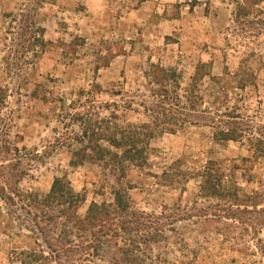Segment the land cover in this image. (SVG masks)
<instances>
[{"label":"rangeland","instance_id":"1","mask_svg":"<svg viewBox=\"0 0 264 264\" xmlns=\"http://www.w3.org/2000/svg\"><path fill=\"white\" fill-rule=\"evenodd\" d=\"M244 1L0 0V165L13 166L0 169L1 183L42 198L56 177H66L84 198L81 216L92 202H112L114 187L122 183L134 208L160 214L179 205L216 204L200 192L201 174L212 161L226 174L236 165L233 178L245 194L263 193L264 0H248L247 15L238 7ZM21 14L29 15L33 33L43 29L47 42L25 57L16 47L25 25L19 28ZM15 49L18 54L11 53ZM151 63L178 70L180 94L187 96L196 67L209 64L211 75L194 94L196 109L213 115L214 127L197 119L198 125L155 136L147 166L130 168L123 180L102 162L71 166L80 144L62 142L81 135L90 118L120 127L146 120L123 106L147 90L144 72ZM241 68L250 80L244 88ZM221 131L236 141H220ZM17 162L24 172L19 183L15 171L10 175ZM16 199H0V264H21V253L38 247L26 230L37 210L30 202L22 208ZM202 224L179 222L168 241L157 245L170 264H264V231L257 235L231 225L228 243L214 231L224 230L225 222ZM112 252L106 246L96 264H108Z\"/></svg>","mask_w":264,"mask_h":264},{"label":"trees","instance_id":"2","mask_svg":"<svg viewBox=\"0 0 264 264\" xmlns=\"http://www.w3.org/2000/svg\"><path fill=\"white\" fill-rule=\"evenodd\" d=\"M247 1L238 5L243 15H247L251 7ZM19 22V28L25 24L22 32L17 33L21 39V44L16 45L21 49L20 56L25 57L27 52L37 46L45 49L47 42L43 29H40L41 34L33 33V25L27 14H21ZM28 34L31 35L27 37ZM63 47L69 48L70 44H63ZM11 53L18 54V50H12ZM239 72V87L244 88L250 81L247 78L249 74L243 68ZM210 75L209 64L200 63L190 85L193 97L190 94L187 96V93L180 94L178 70L151 63L144 72L147 90L133 94L123 106L126 110L134 109L135 113L142 114L146 120L120 127L110 120H105V125H99L90 118L81 135L75 134L62 142L68 146L80 144V148L73 152L70 165L76 167L85 162H102L104 168L123 180L130 168L144 169L147 166V149L155 136L162 133L174 134L187 124L198 125L194 121L197 119L205 121L203 126L214 127L212 125L216 124V120L213 115L209 116L207 111L196 109L198 96L194 94L204 78ZM216 81L220 82L219 79ZM98 115L96 113L95 116ZM236 139L229 131H221L219 137L220 141ZM259 143L264 145L260 140ZM19 166L17 162L10 172L12 177L13 172H16L17 183L24 174ZM7 168L10 170L13 166L0 165V169ZM236 169L237 166L234 165L226 174L227 169L220 162L210 161L201 174L200 192L202 198H216V204L209 201L206 206L199 207L196 202L191 208L179 205L160 214L134 208L129 199V188L126 189L121 183V186L114 187L112 202H92L85 215L81 216L78 211L84 198L73 190L66 177H56L50 191L40 198L21 192L11 183L10 188L7 183L3 185L0 176V199H7L14 204V199L17 198L22 208L28 205L26 202H30L37 210L26 230L33 235L38 247L23 251L21 264H96L102 261L101 252L106 246L114 249L108 264H170L166 252L159 251L161 247L157 248V245L168 241V233L175 232L174 225L179 222L195 219L209 226L214 222H225L224 230L214 226V231L228 243L233 239L228 233L231 225L237 226L236 228L246 226L257 235L264 231V192L245 194L233 178ZM26 213L32 215L33 211L27 209ZM182 264L192 263L188 261Z\"/></svg>","mask_w":264,"mask_h":264}]
</instances>
